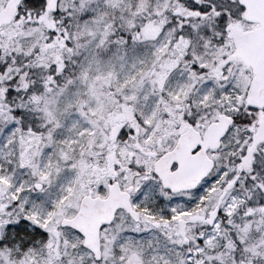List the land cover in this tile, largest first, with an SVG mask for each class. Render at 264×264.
<instances>
[{
    "label": "snow or ice",
    "instance_id": "6c2138e0",
    "mask_svg": "<svg viewBox=\"0 0 264 264\" xmlns=\"http://www.w3.org/2000/svg\"><path fill=\"white\" fill-rule=\"evenodd\" d=\"M0 264H264V0H0Z\"/></svg>",
    "mask_w": 264,
    "mask_h": 264
}]
</instances>
